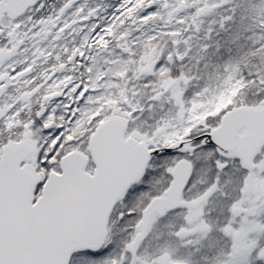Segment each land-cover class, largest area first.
<instances>
[{"label":"snow or ice","instance_id":"6c2138e0","mask_svg":"<svg viewBox=\"0 0 264 264\" xmlns=\"http://www.w3.org/2000/svg\"><path fill=\"white\" fill-rule=\"evenodd\" d=\"M0 264H264V0H0Z\"/></svg>","mask_w":264,"mask_h":264}]
</instances>
